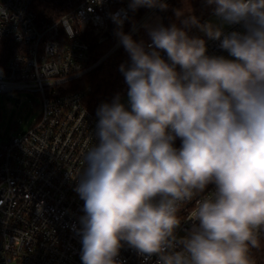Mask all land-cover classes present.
Wrapping results in <instances>:
<instances>
[{
    "label": "clouds",
    "instance_id": "9594fccd",
    "mask_svg": "<svg viewBox=\"0 0 264 264\" xmlns=\"http://www.w3.org/2000/svg\"><path fill=\"white\" fill-rule=\"evenodd\" d=\"M207 3L244 31L225 34L195 16L182 24L200 27L234 59L208 55L203 39L175 24L150 28L147 46L116 32L131 61L120 65L127 104L117 94L98 108V142L74 189L85 202L83 264H121L122 242L156 254L158 264H254L250 251L264 230V0ZM113 20L122 29L124 19ZM209 185L214 192L197 200L193 227L175 250L181 206Z\"/></svg>",
    "mask_w": 264,
    "mask_h": 264
},
{
    "label": "built area",
    "instance_id": "2783aa9c",
    "mask_svg": "<svg viewBox=\"0 0 264 264\" xmlns=\"http://www.w3.org/2000/svg\"><path fill=\"white\" fill-rule=\"evenodd\" d=\"M32 3L0 0V38L10 36L22 45L0 64V93L26 91L40 100L39 115L24 133L0 138V264H83L80 218L85 202L74 189L86 166V152L98 142L99 118L83 105L82 92L62 88L96 64H88L83 36L93 33L102 38L115 14L125 21L131 0H81L44 28L36 25ZM218 28L225 34L244 31L236 23ZM203 40L208 55L228 54L219 40L208 36ZM213 192L209 185L205 193L181 206L175 250L182 249L180 241L193 227L191 213L197 200ZM122 244L116 257L121 264H158L156 254Z\"/></svg>",
    "mask_w": 264,
    "mask_h": 264
},
{
    "label": "trees",
    "instance_id": "16d2710c",
    "mask_svg": "<svg viewBox=\"0 0 264 264\" xmlns=\"http://www.w3.org/2000/svg\"><path fill=\"white\" fill-rule=\"evenodd\" d=\"M80 1L33 0L32 9L35 13L36 25L44 28L74 8ZM150 9L140 7L135 11L132 10L124 21L122 29H118L115 22L110 23L108 32L102 38L93 33L83 36L89 47L88 64H96L88 72L65 81L62 91L82 92L83 105L96 117H98L97 110L102 104H110L117 94L120 95V99L124 94L125 79L120 71V65L129 66V58L116 32L122 30L127 34ZM133 33L130 35L133 36ZM21 46L10 36L0 38V64L20 51ZM180 145L181 141L177 138L174 146L179 148ZM259 240L260 247L250 251L254 264H264V230H261Z\"/></svg>",
    "mask_w": 264,
    "mask_h": 264
},
{
    "label": "rangeland",
    "instance_id": "374dc122",
    "mask_svg": "<svg viewBox=\"0 0 264 264\" xmlns=\"http://www.w3.org/2000/svg\"><path fill=\"white\" fill-rule=\"evenodd\" d=\"M166 10L145 13L142 20L133 30L132 38L137 42L151 41L149 29L160 25L170 27L175 24L177 27L184 28L189 37L205 39L207 34L196 25L187 27L182 21L189 16H195L200 25L210 23L213 27H226V22L221 16L215 14L216 5H209L207 0H167ZM182 11L183 15L178 17L177 11ZM127 57L130 59L129 54ZM228 59H234L228 54ZM177 66V71H179ZM128 85L125 83L124 94L121 102L127 104ZM40 100L30 92L19 91L14 93H0V138H8L11 135L24 133L39 115Z\"/></svg>",
    "mask_w": 264,
    "mask_h": 264
}]
</instances>
